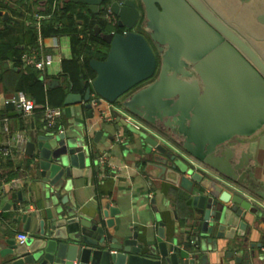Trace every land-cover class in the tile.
<instances>
[{
	"label": "water",
	"instance_id": "water-1",
	"mask_svg": "<svg viewBox=\"0 0 264 264\" xmlns=\"http://www.w3.org/2000/svg\"><path fill=\"white\" fill-rule=\"evenodd\" d=\"M68 1L95 16L110 14L114 23L105 20L115 29L95 27L108 44L106 57L89 61L94 79L84 95L67 93L64 106L80 105L90 117L93 93L98 104L119 108L114 131L123 128L144 154L155 152L159 178L191 195L189 239L182 247L153 243L146 229L130 230L106 203L101 211H79L70 194L91 164L90 144L48 129L26 144L30 155L36 150L41 207L14 206L16 220L25 231L34 222L35 233L17 246L7 241L0 264H197L193 249L216 252L218 240L235 235L226 258L252 264L264 238L247 244L254 228L246 218L264 212V178L237 140L264 127V0H227L236 8L231 23L204 0Z\"/></svg>",
	"mask_w": 264,
	"mask_h": 264
},
{
	"label": "crops",
	"instance_id": "crops-1",
	"mask_svg": "<svg viewBox=\"0 0 264 264\" xmlns=\"http://www.w3.org/2000/svg\"><path fill=\"white\" fill-rule=\"evenodd\" d=\"M18 1L0 0L1 15L8 14L7 19L0 17V31L8 22L19 20L5 6L11 9L17 7L25 12ZM44 5L43 2L35 1L33 9L41 11ZM34 18L25 12L21 18L24 23L11 34L24 37L27 31L25 27ZM29 51H35L41 59L52 60L51 65L42 73L45 78L53 80L52 83L59 78L63 59L71 57L67 37L38 40V45L29 48ZM19 71L10 61H4L0 65V250L7 249V241H12L17 246L18 234L29 236L36 230V225L32 222L29 231H25L24 224L16 220L19 212L14 210V206L29 211L41 207L39 185L35 182L38 178L34 163L36 150L30 155L26 144L36 143L37 137L48 134V128L35 111L24 114L14 108L12 100L16 94H21L13 89V81ZM100 109H105L104 105ZM100 109L93 107L90 117L80 105L64 106L61 109L57 133L65 132L69 138H84L90 144L91 164L85 169L82 178L73 181L70 194L72 201H76L79 211L84 214L101 211L104 203L110 208H118L127 218L130 230L146 229L153 243L164 241L170 246L175 240L182 247L183 242L189 239V219L195 210L191 195L159 178V170L152 164L157 154L148 149L144 154L136 148L123 128L114 131L116 117L109 121L100 120ZM97 131H102L103 134L95 143L93 138ZM117 133L125 136L124 142L115 140ZM109 135H114L113 141L107 139ZM237 143L241 144V150L253 155L250 163L254 173L257 177L264 178V127L248 139L237 140ZM7 147L11 152L8 156H3L1 151ZM172 177L168 175V178ZM246 219L254 228L247 244L260 243V238H264V212L260 217L248 215ZM160 222L164 224V238L157 236ZM235 240H239L237 235L233 241L218 240L216 252L193 249L191 253L196 256L197 264H201L202 257H205L207 264H236L234 260L226 258ZM256 253V258L251 260L252 264H264V241Z\"/></svg>",
	"mask_w": 264,
	"mask_h": 264
},
{
	"label": "trees",
	"instance_id": "trees-1",
	"mask_svg": "<svg viewBox=\"0 0 264 264\" xmlns=\"http://www.w3.org/2000/svg\"><path fill=\"white\" fill-rule=\"evenodd\" d=\"M34 2L18 1L26 13L42 17L39 21L34 18L27 24L24 37L11 33L24 23L21 18L25 12L17 7L11 9L4 5L19 20L8 22L0 31V65L4 61H10L20 70L13 81V89L35 101L39 107L34 111L42 119L46 107L60 109L64 107L67 93L84 95L85 89L95 77V73L88 65L89 61L104 60L108 50V44L103 41L100 34H95L94 29L98 25L102 28V33H106L113 31L115 27L107 20L91 14L84 6L75 5L68 0H46L41 11H34ZM50 37H67L71 53L70 58L61 62V73L54 86H51L53 80L45 78L40 71L30 67L23 68L21 61L22 55L29 52V48L38 45V40ZM83 82L85 87L82 86ZM59 127L60 123L57 121L49 130L57 132Z\"/></svg>",
	"mask_w": 264,
	"mask_h": 264
},
{
	"label": "built area",
	"instance_id": "built-area-1",
	"mask_svg": "<svg viewBox=\"0 0 264 264\" xmlns=\"http://www.w3.org/2000/svg\"><path fill=\"white\" fill-rule=\"evenodd\" d=\"M35 19L39 21L42 19L39 15H34ZM108 21L113 22V17L110 14H107L105 17ZM125 34V32H123ZM21 61L23 64V68H34L41 73L51 65L52 60L51 59H41L35 51H29L25 52L22 57ZM99 101V98H97L93 93L91 94V104L93 107L100 109L103 105L105 109H100L99 119L102 121H109L112 119V117H116L115 113H118L119 108L111 103H107L105 101H101L100 104L97 103ZM12 104L16 110L21 111L24 114H30L32 113L36 108L37 105L35 101H33L31 98H28L27 96L23 94H18L17 99L12 100ZM62 115V110L60 108H51L46 107L43 111V118L42 121L45 123V127L50 129L54 127L58 119ZM115 140L117 142H124L125 136L122 133H117L115 136ZM11 152L10 148H4L1 151V154L3 156H8ZM27 239V235L24 233L18 234L16 237L17 243L20 245Z\"/></svg>",
	"mask_w": 264,
	"mask_h": 264
},
{
	"label": "rangeland",
	"instance_id": "rangeland-1",
	"mask_svg": "<svg viewBox=\"0 0 264 264\" xmlns=\"http://www.w3.org/2000/svg\"><path fill=\"white\" fill-rule=\"evenodd\" d=\"M205 3L209 7H211L215 13L220 14V16H223V20L227 21L228 23H231L230 20L232 15L236 14V8L234 6H228L229 1L227 0H204ZM227 6V7H226ZM227 9V10H226Z\"/></svg>",
	"mask_w": 264,
	"mask_h": 264
},
{
	"label": "flooded vegetation",
	"instance_id": "flooded-vegetation-1",
	"mask_svg": "<svg viewBox=\"0 0 264 264\" xmlns=\"http://www.w3.org/2000/svg\"><path fill=\"white\" fill-rule=\"evenodd\" d=\"M104 16H105V13H103V12L99 14V17H101V18H103V19H105ZM141 17H142V16L140 15V19H141ZM107 22H108V21H107ZM112 23H114V20H113ZM121 31L124 32L123 30H121ZM138 31H141L140 28H138Z\"/></svg>",
	"mask_w": 264,
	"mask_h": 264
}]
</instances>
